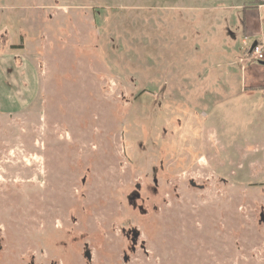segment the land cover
<instances>
[{
    "label": "rangeland",
    "instance_id": "rangeland-1",
    "mask_svg": "<svg viewBox=\"0 0 264 264\" xmlns=\"http://www.w3.org/2000/svg\"><path fill=\"white\" fill-rule=\"evenodd\" d=\"M256 1L0 0V264H264Z\"/></svg>",
    "mask_w": 264,
    "mask_h": 264
},
{
    "label": "crops",
    "instance_id": "crops-1",
    "mask_svg": "<svg viewBox=\"0 0 264 264\" xmlns=\"http://www.w3.org/2000/svg\"><path fill=\"white\" fill-rule=\"evenodd\" d=\"M238 7L241 9L245 36L255 39L257 43H263L264 46V0Z\"/></svg>",
    "mask_w": 264,
    "mask_h": 264
},
{
    "label": "built area",
    "instance_id": "built-area-1",
    "mask_svg": "<svg viewBox=\"0 0 264 264\" xmlns=\"http://www.w3.org/2000/svg\"><path fill=\"white\" fill-rule=\"evenodd\" d=\"M255 50V59H259V60H263L264 59V52H263V44H261V43H257V47H256V49H254ZM253 53H254V51H253Z\"/></svg>",
    "mask_w": 264,
    "mask_h": 264
},
{
    "label": "trees",
    "instance_id": "trees-1",
    "mask_svg": "<svg viewBox=\"0 0 264 264\" xmlns=\"http://www.w3.org/2000/svg\"><path fill=\"white\" fill-rule=\"evenodd\" d=\"M241 17H242V16H241ZM243 27H244V25H243V20H242V30H243V32H244ZM249 50H250V46H247V47L245 48V52H246L247 55H249Z\"/></svg>",
    "mask_w": 264,
    "mask_h": 264
},
{
    "label": "water",
    "instance_id": "water-1",
    "mask_svg": "<svg viewBox=\"0 0 264 264\" xmlns=\"http://www.w3.org/2000/svg\"><path fill=\"white\" fill-rule=\"evenodd\" d=\"M257 45V41H254L252 44H251V47H250V51L253 50V48Z\"/></svg>",
    "mask_w": 264,
    "mask_h": 264
}]
</instances>
